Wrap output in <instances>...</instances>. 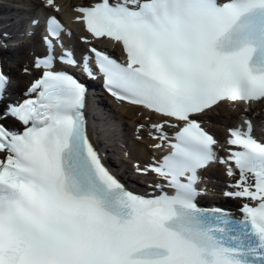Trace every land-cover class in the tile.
Returning a JSON list of instances; mask_svg holds the SVG:
<instances>
[{"label": "snow or ice", "instance_id": "snow-or-ice-1", "mask_svg": "<svg viewBox=\"0 0 264 264\" xmlns=\"http://www.w3.org/2000/svg\"><path fill=\"white\" fill-rule=\"evenodd\" d=\"M74 11L126 54L120 63L90 48L105 88L161 118L155 147L170 151L137 171L164 183L158 195L134 193L102 163L87 135V89L57 68L77 61L50 16L34 62L43 71L27 98L0 110L22 126L0 123V264H264V141L245 121L227 129L221 157L198 119L224 103H264V0H96ZM90 59L81 67L94 78ZM8 84L0 71V104ZM213 163L235 178L225 195L245 201L240 217L198 206Z\"/></svg>", "mask_w": 264, "mask_h": 264}, {"label": "bare ground", "instance_id": "bare-ground-1", "mask_svg": "<svg viewBox=\"0 0 264 264\" xmlns=\"http://www.w3.org/2000/svg\"><path fill=\"white\" fill-rule=\"evenodd\" d=\"M62 2L64 0H61ZM73 3V0H65V2L63 3ZM25 79V77H22ZM125 114H127L128 116H132L134 119L137 118V116L140 114L141 116H144L145 113L141 110V109H137V108H130V107H126L124 109ZM233 115H236L233 111H230L228 113H222V114H212V117L219 120V121H228L227 119H229L230 117H232ZM140 122V121H139Z\"/></svg>", "mask_w": 264, "mask_h": 264}]
</instances>
